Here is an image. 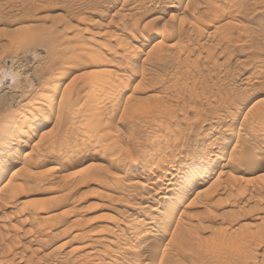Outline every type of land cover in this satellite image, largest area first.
<instances>
[{"label": "rangeland", "instance_id": "rangeland-1", "mask_svg": "<svg viewBox=\"0 0 264 264\" xmlns=\"http://www.w3.org/2000/svg\"><path fill=\"white\" fill-rule=\"evenodd\" d=\"M1 79L0 188L11 184L0 192V264H127L123 236L135 251L150 222L171 264H264V0H0ZM107 79L121 88L106 109L112 87L90 82ZM33 105L43 113L22 124ZM237 137L249 147H233ZM77 150L87 158L64 170ZM148 155L157 176L174 178L150 184L145 209L126 184L136 179L111 170L134 161L136 172ZM167 252L151 264L172 262Z\"/></svg>", "mask_w": 264, "mask_h": 264}, {"label": "bare ground", "instance_id": "bare-ground-1", "mask_svg": "<svg viewBox=\"0 0 264 264\" xmlns=\"http://www.w3.org/2000/svg\"><path fill=\"white\" fill-rule=\"evenodd\" d=\"M167 1L168 0H163V3H167ZM226 1V0H225ZM175 6V5H174ZM99 63V62H98ZM100 64H101V62H100ZM99 64V65H100ZM98 65V66H99ZM101 67V66H100ZM105 67V66H104ZM106 69L104 68V70H102V71H105ZM8 72H5V74H4V76L3 77H6ZM10 73V72H9ZM11 74V73H10ZM9 74V75H10ZM3 75V74H2ZM14 77V76H13ZM99 78V77H98ZM101 78V77H100ZM100 78H99V80H100ZM6 79H8V78H6ZM3 79H1L0 80V83H1V81H2ZM108 80V79H107ZM114 80V79H113ZM116 80V79H115ZM117 80H120L118 77H117ZM92 81H93V79H92ZM96 81V80H95ZM102 81H104V79H102ZM99 82V83H97V82H95V83H93V82H90V84L92 85L91 87H92V89L95 87V88H97V91H99L98 90V88H104V87H107V86H109L110 85V88L113 86H111V83H113V81L111 82L110 80H108L109 81V83L110 84H106V82H108V81H106L105 80V83L103 84V82ZM120 83H121V80L119 81ZM96 83H97V85H96ZM101 83H102V85H101ZM117 83V82H116ZM120 83H118V84H120ZM98 84H100L101 86L100 87H98ZM115 84V83H114ZM118 84H116V86L118 85ZM105 85H107V86H105ZM116 86L114 85V88L112 87V89H111V91L109 90V93H108V95L106 94H104L105 95V97L106 98H104L105 100H106V102L103 100H101L103 103H101V101L98 103V105L100 104L101 105V107H103V106H105V108L107 109L108 107L107 106H109V105H111V104H109L110 102H111V98H110V95H113V97H114V95H115V93H116V91H118L119 90V88H121L120 86L121 85H118L117 86V88H118V90H116L117 88H116ZM109 88V89H110ZM116 88V89H115ZM92 89H90V90H92ZM104 90V89H103ZM116 90V91H115ZM94 91V90H93ZM93 91H91V93L93 92ZM100 91H102V90H100ZM96 92V90L94 91V93ZM91 94V95H93V96H91L90 94V96H89V98H88V100H87V102H88V104H90V106L85 110H83V112L81 113V115H83V117H85V119H90L89 121H91L92 119H91V117L92 116H94V114L95 113H93L92 111V109H93V107H92V105L91 104H95V100H97L98 101V99H100V98H98V93H96V94ZM100 94H102V93H100ZM96 95V96H95ZM102 97V96H101ZM47 98H48V96H46V99L45 100H47ZM50 98V97H49ZM98 98V99H97ZM127 100V99H126ZM48 101V100H47ZM94 102V103H93ZM113 102H114V99H113ZM97 103V102H96ZM107 103L109 104V105H107ZM35 104V103H34ZM44 104V103H43ZM43 104H41V105H43ZM95 106V105H94ZM114 106V105H113ZM112 106V107H113ZM42 107L43 106H40V105H33L32 107H31V109H30V111H28V112H26V111H24V112H26V113H24V114H22V116H21V121H22V124L23 123H29L28 121L29 120H32L34 117H35V112L36 111H39L40 110V112L41 111H43V110H41L42 109ZM92 107V108H91ZM96 107H97V104H96ZM96 107H94L95 109H94V111H96ZM100 107V106H99ZM98 107V108H99ZM104 108V109H105ZM106 109H105V111H106ZM27 110V109H26ZM78 110V109H77ZM76 110V111H77ZM98 110V109H97ZM102 110V109H101ZM103 111V110H102ZM264 111V110H263ZM97 112V111H96ZM100 112V111H99ZM98 112V113H99ZM41 113H43V112H41ZM263 113V112H262ZM261 113V114H262ZM37 115V114H36ZM42 115V114H41ZM99 115V114H98ZM49 116L50 115H44L43 117H42V122H40L38 125H33L32 127H31V130H30V132H29V134L28 133H26L25 132V135H27L28 137H30V136H34V134H35V132H37V130L39 129V127L41 126V125H43V124H45L46 122H48L49 120H50V118H49ZM83 117H81L82 119H83ZM96 117V116H95ZM99 117V116H98ZM100 118V117H99ZM12 119V118H11ZM95 120V119H94ZM93 120V121H94ZM99 120V119H98ZM98 120L95 122V124H97V122H98ZM222 120V119H221ZM20 121V122H21ZM88 121V122H89ZM100 121V120H99ZM31 122V121H30ZM33 122V121H32ZM88 122H86V124L85 125H89V123ZM88 123V124H87ZM103 123V122H102ZM102 123H101V125H102ZM21 124V123H20ZM19 124V125H20ZM94 124V123H93ZM91 125V123H90V126H87V130H89V137H88V142H89V144H90V142H91V140H92V142L94 141V140H96L95 142H97V139L98 138H100L101 136H100V132H99V130L101 129H99L98 127L100 126V124H97V127L95 126V125ZM25 125H27V124H25ZM99 125V126H98ZM6 126V125H5ZM1 127V126H0ZM16 127V126H15ZM101 127V126H100ZM30 128V127H29ZM28 128V129H29ZM81 128H82V126H81ZM85 129V130H86ZM1 130H3V129H1ZM81 130V129H80ZM84 131L83 133H84V135L85 134H87L88 133V131ZM87 132V133H86ZM80 133H82V132H80ZM239 133V132H238ZM264 133V132H263ZM23 134V133H22ZM240 134V133H239ZM81 135V134H80ZM83 135V136H84ZM87 135V136H88ZM264 136V135H263ZM83 138V137H82ZM257 138V137H256ZM85 139H86V137H85ZM253 139H255V138H253ZM1 140V139H0ZM87 140V139H86ZM85 140V141H86ZM90 140V141H89ZM230 140V139H229ZM229 140H226V141H219V144L222 146V144H223V146H224V144H226L227 143V141H229ZM246 140H248V138L246 139ZM263 140V139H262ZM251 141H253V140H251ZM256 141V140H255ZM254 141V142H255ZM264 141V140H263ZM262 141V142H263ZM91 142V143H92ZM253 142V143H254ZM82 143H84V141L82 140ZM82 143L80 144L81 146H79V147H81V148H83V145H82ZM239 143H241L242 145L241 146H243V145H245L244 147L245 148H248L249 147V145L246 147V145L247 144H249V143H251L250 141L247 143V142H244V139L242 140V141H240V139L238 140V137H237V139L235 138V141H234V144H233V147H235L236 148V146H234V145H238ZM252 143V144H253ZM260 143V142H259ZM19 144V143H18ZM260 144H262V143H260ZM264 144V143H263ZM21 145H23V144H21ZM21 145H19V146H21ZM92 145V147L91 148H93V150L94 151H96V150H100L99 148V144L98 145H96V144H91ZM255 146L257 145V143L256 144H254ZM259 145V144H258ZM25 146V145H24ZM90 146V145H89ZM219 146V145H218ZM228 146V145H227ZM226 146V147H227ZM239 146V145H238ZM251 146V145H250ZM253 146V145H252ZM251 146V147H252ZM261 146V145H260ZM264 146V145H263ZM262 146V147H263ZM244 147H241V148H244ZM258 147V146H257ZM23 148V147H22ZM85 148V147H84ZM91 148H89V151H90V149ZM217 148V147H216ZM219 148V147H218ZM217 148V149H218ZM238 148V147H237ZM244 148V149H245ZM77 149V148H76ZM210 149V148H209ZM213 149V148H212ZM224 149V148H223ZM234 149V148H233ZM232 149V150H233ZM244 149H241L242 151H244ZM259 149H260V147H259ZM258 149V150H259ZM111 150H112V148H111ZM208 150V149H207ZM219 150V149H218ZM217 150V151H218ZM221 150V149H220ZM247 150V149H246ZM250 151L252 150V148L251 149H249ZM248 150V156H250L251 155V152ZM254 150V149H253ZM82 151V150H81ZM81 151H79V150H77V151H74V152H72L71 154H69V157H68V160L66 161V163L63 165V169L64 170H67V169H70V168H72V167H74L75 165H77L79 162H83L84 161V159H86L87 157V155H85V157H84V154L82 153L83 151H85L84 149H83V151L81 152ZM215 151V150H214ZM234 151H235V149H234ZM234 151H231V152H229V153H231L230 155L232 156V152H234ZM260 152H261V150H259ZM263 151H264V148H263ZM99 152V151H98ZM216 152V151H215ZM222 152V151H221ZM227 152V151H226ZM236 152V151H235ZM237 152H239V151H237ZM237 152L235 153V155H237ZM241 152V151H240ZM239 152V155H237V157L238 156H240V155H243L244 153L243 152H241L240 153ZM109 153V152H108ZM207 153V152H206ZM210 153H211V151H210ZM220 153V152H219ZM229 153L227 154L228 155V158H230V156H229ZM253 153V152H252ZM257 153H258V151H257ZM262 153H264V152H262ZM212 154V153H211ZM221 154V153H220ZM226 154V153H225ZM246 154V153H245ZM245 154H244V156H245ZM250 154V155H249ZM253 154H255V151H254V153ZM151 155V154H150ZM203 155H207V154H203ZM214 155V154H213ZM262 155V154H261ZM102 156H103V154H102ZM149 156V155H148ZM154 155H152L147 161H143V163H142V165L141 166H139V169H137V171L136 172H133L132 173V171L131 170H134L135 169V162L134 161H132V162H130V164L128 163L127 165H125L124 167H123V170L121 171V169L119 170H111V174L113 175V177L117 180V181H122L123 180V178H124V175H125V178H126V176L127 177H130V176H132L133 178H135L136 180H129V181H127V185H133V186H135V187H137V188H139L140 189V194H139V196H138V198H139V204L140 205H142V208H149V199L147 200V198L148 197H146V195H148L150 192L149 191H147V190H149V188H151L150 187V184H152V185H157V186H159L160 184H167V185H169V184H171L170 183V181L174 178V175H170L169 177H165V176H163V175H161V176H157L156 175V173H154L155 171H156V169L155 170H152L153 168H151V164H153L152 162V159L154 158L153 157ZM193 156V155H192ZM221 156V155H220ZM220 156H217V158L218 157H220ZM252 156L253 155H251L250 156V158H252ZM263 156V155H262ZM113 157V156H112ZM212 157V156H211ZM236 157V156H235ZM234 157V158H235ZM237 157H236V161H238L237 160ZM246 157V156H245ZM244 157V158H245ZM103 158V157H102ZM107 158V157H106ZM115 158V157H114ZM198 158H199V156H198ZM207 158V157H206ZM233 158V159H234ZM241 158V157H240ZM239 158V159H240ZM248 159H249V157H247ZM247 158H246V160H247ZM119 159V158H118ZM136 159V158H135ZM135 159H133V160H135ZM159 159V158H158ZM157 158H156V160H155V163H154V165H153V167L154 166H156L157 168H159V170H160V168H164L165 166H167V164L166 163H164L163 162V160L161 161H159ZM208 159V158H207ZM231 159H232V157H231ZM231 159H227L229 162L231 161ZM254 159V158H253ZM252 159V160H253ZM187 160V159H186ZM235 160V159H234ZM233 160V161H234ZM243 159H240V161H242ZM245 160V159H244ZM251 160V161H252ZM165 161V160H164ZM211 161V160H210ZM248 161V160H247ZM235 162V161H234ZM233 162V163H234ZM170 163V162H169ZM1 164V166H0V181L2 180V178L4 177V171L5 170H7L8 168V166H7V163H0ZM9 164V163H8ZM12 164V163H11ZM228 164V163H227ZM170 165V164H169ZM202 165V164H201ZM10 166V165H9ZM182 166V165H181ZM203 167V166H202ZM150 168V169H149ZM177 168V167H176ZM177 169H179V167L177 168ZM176 169V170H177ZM201 169V168H200ZM199 169V170H200ZM205 169V168H204ZM149 170V171H148ZM158 170V169H157ZM210 170V169H209ZM180 171V170H179ZM184 171V170H183ZM203 171V170H202ZM205 171H207V169L205 170ZM147 172V174L145 175V173ZM163 172V171H162ZM177 172H178V170H177ZM181 172V171H180ZM151 173V174H150ZM197 173V172H196ZM199 173V172H198ZM177 174V173H176ZM201 174V173H200ZM205 174H206V172H205ZM205 174H203L204 175V177H203V179H202V181H205V178L207 177ZM129 175V176H128ZM143 175H145V176H143ZM150 175V176H149ZM194 175V174H193ZM198 175V174H197ZM155 176H157L155 179H154V177ZM195 176V175H194ZM201 176H202V174H201ZM11 177H12V175H11ZM10 177V178H11ZM196 177H199V175L198 176H196ZM12 179V178H11ZM191 179V178H190ZM164 180H166V182H164ZM192 180V179H191ZM7 181H9L8 183H4L3 184V186H1V188H0V192H1V190H3V192L5 193V188L7 187L8 188V184L10 183V180H7ZM6 181V182H7ZM194 183V182H193ZM214 183V182H213ZM11 184V183H10ZM15 185H17V183H14ZM182 184V183H181ZM201 184V183H200ZM116 185H117V182H116ZM12 187H13V184H12ZM14 187H16V186H14ZM153 187V186H152ZM263 189V188H262ZM7 190V189H6ZM13 188H10L8 191H7V194H8V192H9V194H12L13 193ZM177 191V190H176ZM184 191V190H183ZM149 192V193H148ZM158 192H160V191H158ZM162 193V192H161ZM0 194H2V193H0ZM156 194V193H155ZM164 195L165 194H171V196L172 197H174V193H173V191H172V187L170 188H167L166 190H165V193H163ZM4 195H6V194H4ZM164 195H159V197H157L156 198V200L158 199V198H160V196H162V199L164 198ZM1 196V195H0ZM3 196V195H2ZM8 196V195H7ZM148 196H150L151 197V195L149 194ZM158 196V195H157ZM168 197V196H167ZM166 197V198H167ZM171 197V198H172ZM186 197V196H185ZM7 197L5 196V199H6ZM53 197H51V199H52ZM152 198V197H151ZM9 199V198H8ZM8 199H6V200H8ZM173 199V198H172ZM179 199V198H178ZM183 200V199H182ZM181 200V201H182ZM4 202H7V204L9 203V201H5V200H3ZM150 201H155V199H152V200H150ZM184 201V200H183ZM3 202V203H4ZM199 203V202H198ZM200 203H202V202H200ZM200 205V204H199ZM199 205H197V206H199ZM174 207H172V209L173 210H176L175 209V206H177V204H175V205H173ZM178 210V209H177ZM176 210V211H177ZM141 220V219H140ZM177 221V220H176ZM181 221V220H180ZM180 223H182V222H180ZM160 224V223H159ZM175 224V223H174ZM243 224V223H242ZM161 225V224H160ZM186 225V224H185ZM54 226V225H53ZM196 226V228H197V225H195ZM158 227V226H157ZM44 229H43V233L41 232V234H42V236H44V235H48L49 233H51L52 231V225L51 224H49V223H45V226L43 227ZM160 228V227H159ZM189 228V227H188ZM131 229V228H130ZM161 229V228H160ZM186 229H187V227H186ZM185 229V230H186ZM191 229H194L193 228V225H192V227H190L189 229H187V232H190V230ZM237 229V228H236ZM159 230L156 228V226H154L151 222L145 227V230H143V232L141 233V234H139V236L135 239V241H133L134 243H135V251H133V252H128V251H130L129 250V245L132 243L131 241L133 240L131 237V239L132 240H130L129 239V237H127V236H123V240H122V243H121V246H122V251H121V254L123 253L124 255L126 254H128L129 253V255H127V258H128V256L130 257V255H131V253H132V255H131V257H130V261L129 262H127V264H151V263H154V261L153 260H155V258H156V256L159 254L160 256H161V254L162 253H164V252H167V250L168 251H170V249H166V250H164V248H163V252L160 254V253H157L158 251H156V250H158L157 248H159V247H157L158 246V239H157V237H158V235H161V233L159 234V232H158ZM162 231V230H161ZM194 231V230H193ZM124 232V231H123ZM124 234V233H123ZM184 232L183 233H179L178 235H177V237H176V240L178 241V242H183V240H184ZM194 234H195V232H194ZM163 235V234H162ZM161 235V237H163ZM49 236V235H48ZM48 236H46V237H48ZM130 236H132V235H130ZM196 235H194V237H195ZM45 237V236H44ZM49 238V237H48ZM164 238V237H163ZM43 239V238H42ZM160 239V238H159ZM195 239V238H194ZM198 239V238H197ZM158 240V241H157ZM202 240V239H201ZM32 241V240H31ZM30 241V242H31ZM37 241V240H36ZM44 241V240H43ZM49 241V240H48ZM51 241V240H50ZM198 241H199V239H198ZM40 242V241H39ZM38 242V243H39ZM49 243H51V242H49ZM197 243V242H196ZM133 246H134V244H133ZM171 246V245H170ZM157 247V248H156ZM172 247V246H171ZM120 249H121V247H119ZM165 248H166V246H165ZM167 248H169V247H167ZM174 249H175V247H174ZM173 249V250H174ZM176 250V249H175ZM195 251H196V249H195ZM199 251V250H198ZM96 252V251H95ZM170 252H172V251H170ZM168 253V252H167ZM123 254H122V256H123ZM157 254V255H156ZM171 254V253H170ZM169 253L167 254V255H170ZM176 254V252L174 253V255ZM96 255V257H98L97 256V254H95ZM163 257H164V255H162ZM172 256H173V252H172V254L170 255V256H168V258H170L171 257V259H172ZM177 256V255H176ZM176 256H174L173 257V259H177V258H175ZM158 257V256H157ZM99 259H100V257H98ZM97 258V259H98ZM98 259V260H99ZM161 259H162V257H161ZM165 260H166V257L164 258ZM171 260L172 262H170L169 264H171V263H173V261L174 260ZM168 261H165V263H167V262H169L170 260L169 259H167ZM179 260V259H178ZM113 261V260H112ZM114 262V261H113ZM178 262V261H177ZM95 263V262H94ZM100 263V262H99ZM102 264H103V261L101 262ZM108 263V262H107ZM119 263V262H118ZM122 262H120V264H121ZM161 264L162 263H164L163 262V259L161 260V262H160ZM95 264H97V263H95ZM179 264H180V262H179Z\"/></svg>", "mask_w": 264, "mask_h": 264}, {"label": "snow or ice", "instance_id": "snow-or-ice-1", "mask_svg": "<svg viewBox=\"0 0 264 264\" xmlns=\"http://www.w3.org/2000/svg\"><path fill=\"white\" fill-rule=\"evenodd\" d=\"M193 163H195V162H193Z\"/></svg>", "mask_w": 264, "mask_h": 264}]
</instances>
